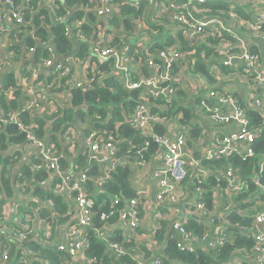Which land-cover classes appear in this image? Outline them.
I'll return each mask as SVG.
<instances>
[{
  "label": "built area",
  "instance_id": "built-area-1",
  "mask_svg": "<svg viewBox=\"0 0 264 264\" xmlns=\"http://www.w3.org/2000/svg\"><path fill=\"white\" fill-rule=\"evenodd\" d=\"M42 1L55 7L58 1L64 0ZM209 1L217 0H181V6L186 7L188 11L185 13L181 10L180 13H177L173 8L175 0H81L69 14L73 15L76 10H79L84 18L75 19L66 28V34L74 37L76 41L75 51L72 50L68 55L60 56L53 45L52 38L50 41H41L36 38L34 29L29 26L32 23L31 19H25L23 11L33 9L31 7L32 0H23L21 6L17 5L15 0H0L3 4L0 7V46L8 39L13 42V39H16L11 38L13 34L22 32L25 35L30 30L31 35H28L27 38L34 36L39 45L46 47L49 56L44 58L39 66L32 67L30 64H22V67L19 68L12 67L16 55L8 53L3 59V64H0L2 77L12 71L24 68L30 72L32 77L25 76L20 83L22 94L18 108L10 106L6 110L0 104V136L7 125L15 124L19 130L18 134L25 133L26 138V141L21 143L23 150L19 160L29 163L31 162L30 156L36 155L41 160L32 168L36 174L46 170L52 179L57 176L62 178L61 181L56 182L54 187L49 188L52 185L51 181L38 180L33 176L36 174L27 176L22 181L24 188L21 197L12 204L5 201L3 215L0 214V264H32L31 259L35 252L28 249L26 243L35 237L33 231L35 232L46 224V218H41L38 215L39 209L33 204L35 200L33 189L36 184L31 185V183L34 181L37 182V185L45 187L46 190H55L57 194L63 195L67 200L72 201L75 207V214L70 218V223L62 226L56 234L57 237L47 244L68 251L74 260L72 264H92L94 262L93 259L85 255L88 246L86 229L91 225L95 215L93 211L95 200L90 196L85 186L90 176L75 169L64 170L60 165L62 155L55 149V143L46 138L35 137L29 125L24 121V115L36 113L43 116L46 112L58 113L59 107L55 103L65 102L63 105L68 106L72 102V89H81L84 92L95 90L103 85V81L109 76L121 79L128 91H139V104L129 120L130 125L147 138L154 140L156 145L155 152L150 158H145L144 154L151 147L148 139L144 144L136 145L135 153L127 152L126 154V159L132 164L133 176L131 179L138 196L130 199L128 206L124 210H120V221L122 223L127 221L131 227L145 223V217L140 215L139 206L143 205L145 208L147 204L148 186L146 184L149 183L155 189L152 205L155 208L151 232L149 233L147 229L148 235H152L159 228V221L170 219V208H168V212H165L161 208L162 204L163 206H168L170 203L175 204L177 200L182 199V195H187L185 194L187 191L195 193L197 199L194 200L192 207L191 205L185 207L188 216L177 219L171 224L173 230L181 235L179 246L190 250L198 245L214 248L221 247L233 240V235L226 228H224L226 231L222 233L214 231V222H219L216 211H220L218 207L221 205V195L215 196L213 208L208 210L202 200L201 188L199 187L193 192L189 184L185 190L182 182L190 174L192 183L195 184L196 180L200 182L201 178L209 172V169H206L201 160L197 158V151L201 152V158L207 160L219 159L232 153L236 147L253 155V144L257 139V134L249 129L246 110L239 104L234 91L227 89L228 93H224L216 85L215 87H204L197 84L193 91L196 90L195 93L199 94L200 98L196 101L193 99L194 109L198 115L195 116L194 121L203 128L205 138L198 139L193 142L192 146H189L191 127L183 124L180 117L179 119H170L167 115H162L160 111L167 112L169 106L164 103L159 105L157 97L165 96L167 102H170V95L174 92L173 84L179 80V77L181 82L183 81L182 76H185L188 82L196 81V78L182 71V76L174 75L175 65L181 62L183 57L184 52L181 50L167 47L153 51L148 47V44H151L153 39L159 36L160 33L155 27L159 21L164 19L170 22L169 32L175 39L181 33L188 39L197 40L200 38L202 42L211 44L207 41L208 37L225 30L232 36L233 42L229 44L232 53L225 59L224 64L233 69L242 70L249 76L244 82L249 93L254 95V92L258 91L262 95H250L247 102L264 114V46L260 52L253 51L247 43H244L242 37L236 35L243 31L242 28L248 27L250 30L258 32L264 42V31L262 32L264 13L251 21L239 20L237 27L226 25V21L221 19V11L216 16L205 17L203 20L197 19L195 13L199 10L201 12L211 10L209 7L199 6ZM222 1L230 2L232 17L235 16L233 10L236 12L235 8L241 7L243 3L241 0ZM154 7H163V10L154 11ZM142 8L148 9V11H144L145 13L154 15L150 25L144 24L145 13H142ZM139 12L141 14H138ZM32 14L34 17L35 10H32ZM65 19L66 16L60 18L61 21H65ZM56 20L58 21V18ZM229 20L232 21V19ZM43 21L45 22L44 16ZM178 22L180 24H177ZM177 27L180 28L179 31L176 30ZM47 28H49L48 25ZM236 29L239 30L235 32ZM16 40L18 41V39ZM128 43L129 46H127ZM130 43L140 47L143 55L147 57V74L143 73V58L132 54L133 48ZM217 46L218 44L213 45V47ZM34 51V48L24 49L23 59L30 58L28 54L32 55ZM251 82L254 83L252 88H250ZM1 84L2 82H0V90ZM14 89H16L15 86H9L0 92L5 95L9 103H11V99H16L13 95ZM156 108H160V111H155ZM156 124L166 127L164 133L154 130ZM210 124L213 128H210ZM88 128H90V124L83 121L71 125L64 135L62 132L56 134V141L66 139L70 146L68 154L64 152L63 155L70 156V159L74 161L80 152L84 153L88 157L89 164L96 162L103 168L102 179H108L117 164L122 161V159L118 160L117 153L120 151L119 145L125 143L126 139L118 140L107 130L100 131L95 128L85 134L84 130ZM216 129L217 132L210 137V134ZM8 143L10 141L6 142V144ZM235 143L237 145L232 147ZM13 147L16 146L13 145ZM133 149L131 147L129 150ZM4 150L0 148V153H3ZM7 151L12 152V147ZM226 176L228 179L236 178L233 171H227ZM28 185H31V190L26 192ZM233 188H238V184H233ZM179 195L181 196L179 197ZM0 198H6L4 184L0 186ZM36 200L40 206H47L45 199L36 198ZM23 207H25V212L29 210L32 213L37 212V216L34 217L32 213H27L24 219L23 214L19 212ZM48 207L54 211L52 206ZM196 211L199 214L202 213L200 215L203 216L195 215L200 219V224L205 225L204 220L209 221L205 226L206 231L201 237L186 226L187 220L194 216L191 212ZM246 213L254 217L255 228L252 235L256 239V243L251 253L246 254L245 257L241 255L234 257L233 263L242 264V261L245 260L247 264H264V207L259 211L252 213L246 211ZM109 216H113V213L102 214V219ZM198 218L193 219L199 220ZM13 244L16 246L14 257L11 256ZM150 247L152 248L150 250L152 257L146 261L145 255H142L136 247L126 248L117 242L109 246L111 256L131 253L132 257L140 264H164L163 246L153 242Z\"/></svg>",
  "mask_w": 264,
  "mask_h": 264
},
{
  "label": "trees",
  "instance_id": "trees-1",
  "mask_svg": "<svg viewBox=\"0 0 264 264\" xmlns=\"http://www.w3.org/2000/svg\"><path fill=\"white\" fill-rule=\"evenodd\" d=\"M81 0H64L58 1L55 7L49 6L42 0H32V10H35L33 17L32 10L27 9L23 11L26 20L32 21L29 25L34 29L35 37L41 41H50L52 38L53 45L56 47L60 56L68 55L74 50L76 41L74 37L66 34L67 25L72 23L75 19H82V12L76 10L73 15L69 12L74 10ZM19 6L22 5L23 0H15ZM237 4V3H236ZM0 2V7H2ZM238 5V4H237ZM200 7H209L211 10L201 12L200 10L195 14L197 17H213L221 11V19L228 21L232 19L233 22L239 20H250L246 16L241 7L235 8V16L232 17V6L230 2L225 1H209L206 4L199 5ZM52 9V10H51ZM198 9V8H195ZM180 13L181 10H176ZM202 13V15H201ZM138 14H141L139 12ZM45 17V22L43 21ZM66 16L65 21L60 18ZM58 18V21L56 20ZM47 25L49 28H47ZM170 22L163 20L158 22L155 27L159 32H162L163 27L169 28ZM30 27H27L28 29ZM83 28V27H81ZM207 31V30H206ZM264 31V27L262 32ZM23 33L17 32L11 38L23 39ZM166 37V39H165ZM162 44H156L152 41L148 44L150 50L179 49L183 53L181 62L175 65V73L181 71L188 72L196 78V81H190L187 84L176 81L173 84L174 92L171 96V101L167 102V97H157L158 104H167L169 109L167 112L160 111L156 108L155 111H160L162 115H167L170 119H179L183 124L190 126L189 130V146L193 145L198 139H204L203 128L195 123L194 119L197 115L191 99L198 100L199 94L193 91V88L198 84L204 87H215L217 81L221 79V92L228 93L225 86L233 84H245V80L249 76L242 70H236L229 66L221 64L218 74L215 73V65L225 55L223 51L225 47L232 42V36L225 30L221 33L212 34L208 37L207 44L201 41L188 39L181 33L175 39L169 29L166 35H163ZM218 44L217 47L213 45ZM132 54L143 58V73H148L146 66V56L143 55L140 47L132 45ZM223 45V47L221 46ZM129 46V43L127 44ZM34 48L33 60L26 61L32 67L41 65L44 58H48V51L43 45H39L37 39L33 37L26 38L22 44L12 42L9 53L15 56V61L19 62L20 54L24 49ZM85 48V47H83ZM75 51V50H74ZM18 56V58H17ZM0 64H3L2 54L0 52ZM31 76L27 69H20L12 71L2 77L0 75L1 90L7 89L9 86H15L13 95L16 101L11 99V103L6 99L5 95L0 93V104L8 110L10 106L19 107L22 94V85H20L23 77ZM137 78V76H136ZM103 85L97 87L95 90L84 92L81 89H72V102L68 106L63 103L56 102L59 107V112L50 114L46 112L41 116L36 113H26L24 121L29 125L35 137L46 138L55 143L54 147L59 154L60 165L64 170H79L90 176L86 183V188L90 196L95 200L93 211L95 215L92 218L91 225L86 229V236L88 239V246L85 250V255L94 260L92 264H140L132 257L131 253H122L117 256H111L110 244L121 243L126 248H138L142 255H145L146 261L152 257L150 247L153 242H157L163 246L164 264H234V257L241 255L245 257L246 254L251 253L256 239L253 237V230L255 228L254 217L246 213L249 210L256 212L264 207V114L248 104V96H241L239 92L235 95L238 102L246 110L249 118V129L257 134V139L253 144V155L242 151L239 147L235 150L216 160H207L201 158V152L197 151L196 156L201 160L202 164L209 172L199 180L192 183V176L187 175L183 180V188L186 190L190 184L191 191L195 192L197 188H201L202 200L205 202L208 210H211L214 205V199L217 194L221 195V223L226 230L233 235L231 242L225 243L221 247L205 248L200 245L193 250L183 249L179 246V239L171 236L169 233V222L164 219L159 221V228L148 235L142 226L143 223L136 227H131L127 221L122 223L119 219L120 210H124L128 206L130 199L137 197V191L132 183L133 168L132 164L126 159V154L135 153L138 144H144L145 140H150L151 147L149 151H145V158H150L155 152V142L151 138L141 134L137 129L130 125V118L134 114L136 106L139 104V91L130 92L126 89L125 84L115 76L106 77ZM70 91V92H71ZM86 122L90 124V128L85 129L84 133H88L90 129H100L108 131L113 134L116 139L124 138L126 142L119 145L120 151L117 153L118 160L122 159L117 164L116 168L111 172L108 179H102L103 168L96 162H88V157L80 152L78 157L73 161L70 156L66 157L64 152L68 154V147L70 144L66 139L56 141V134L62 132L64 135L71 125L79 122ZM154 130L159 133H164L166 127L161 124H156ZM205 130V129H204ZM18 127L15 124L6 126L5 131L0 136V148L5 149L0 153V186L4 184L6 198H0V214L3 215V205L6 203H14L17 198L21 197L23 190L22 181L27 176L36 174L32 168L41 162L36 155H31V162L26 163L19 160L22 156L21 143L26 141L25 133L18 134ZM6 144V142H9ZM49 142V143H51ZM16 146L15 148L13 147ZM12 147V152L7 150ZM18 147V148H17ZM134 148L132 151L130 148ZM34 153V152H33ZM14 159V160H13ZM13 160V161H11ZM227 171H233L236 178L228 179ZM38 180H49L54 187L56 182L61 181L62 178L52 177L46 170L33 175ZM238 176V177H237ZM36 184L33 189V196L35 200L33 204L39 209V216L46 218V224L41 226L35 232L33 231L32 240L26 243L28 249L35 252L31 259L32 264H72L73 258L66 250H61L55 245H48L47 243L54 240L57 232L62 226L70 223V218L74 216V205L72 201L67 200L63 195H59L55 190H46L45 187ZM233 184H238V188L234 189ZM31 185L27 186L26 192L31 190ZM38 199H45L47 206H40ZM33 200V199H32ZM48 206H52V211ZM224 209H223V208ZM227 211H223V210ZM140 215L145 213L143 205L139 206ZM29 211L23 212V218H26ZM113 216L102 219V214H112ZM34 217L37 212H33ZM40 226V225H39ZM187 228L195 232L199 237L203 236L206 227L199 224L194 219L187 223ZM140 236V237H139ZM31 237V236H30ZM15 245H12L11 256H15ZM22 250V249H21ZM144 259V261H145ZM242 264H247L244 260Z\"/></svg>",
  "mask_w": 264,
  "mask_h": 264
},
{
  "label": "crops",
  "instance_id": "crops-1",
  "mask_svg": "<svg viewBox=\"0 0 264 264\" xmlns=\"http://www.w3.org/2000/svg\"><path fill=\"white\" fill-rule=\"evenodd\" d=\"M243 3H242V6H241V9L243 11V13L248 16L250 18V20H245V21H251L253 19H255L257 16L261 15L262 13H264V0H250V1H243L241 0ZM73 11V10H72ZM70 13V12H69ZM197 13V12H196ZM195 13V14H196ZM202 15V13H201ZM197 19L199 20H203L202 16L201 17H197ZM239 22L240 21H237V22H233L228 20L226 21V25H229V27H237L239 26ZM237 25V26H236ZM239 29H236L235 32H237ZM242 32L240 34H237V36H240L242 37L244 43H247L249 46H250V49L253 50V51H256V52H260L264 46V42L263 40L261 39V36L258 32L256 31H253V30H250L248 27H244L242 28ZM28 35H31V31L29 30L27 34L23 35V39H18V41L16 39H13V42L15 43V40L16 42H18L19 44H21L27 37ZM10 39H8L3 45L0 46V52L2 53V57L3 59H5L6 55L9 53V50H10V45L12 44V41H10ZM8 42H9V45H8ZM7 45H8V48H7ZM223 47V45H221ZM227 47L228 45L225 47L224 49V53L227 54ZM6 52V53H5ZM28 57L30 58H25L23 59V56H22V53L20 54V59H19V62L18 61H15L14 64L12 63V67H17L19 68L20 66L22 67V64L23 65H27L25 62L32 59L33 60V54H28ZM224 58L226 59L227 58V55H225L222 59H221V63L222 61L224 60ZM24 67V66H23ZM183 72V71H182ZM182 72L179 73V76H182ZM32 77V76H31ZM180 78V77H179ZM183 80L186 78L185 76H182ZM187 80V79H186ZM185 84L188 85V81H185L184 82ZM221 86H223V84H218V87L221 89ZM233 88H235L237 90V92L240 93L241 96L245 97V96H248L249 94V91H248V87L246 84H243L241 85L240 83L239 84H233ZM21 100V99H20ZM210 128H213L212 124H210ZM217 132V129L215 131H213L211 134H210V137H212L215 133ZM148 186V200H147V204L145 206V213L142 214L143 217H145V223L143 224L142 228L147 231L148 229V232L150 233V229H151V224H152V221L154 219L153 217V210L155 208V206H152L153 203H154V196H155V189L153 187H151V185L149 183L146 184ZM187 195H182V199H179L175 202V204H169L168 206H161V208H163V210L165 212H168V208H170V211L171 213L169 214V217L170 219H166L168 222H169V225H170V235L180 239L181 235L174 231L171 224L173 223V221L177 220V219H180V218H183L185 216H188L187 215V212L185 211V207H188V205H191V207L194 205V200L197 199V196L195 193H191V192H187L186 193ZM181 195H179L180 197ZM218 209L220 210L219 212L216 211V214H217V220L219 222H221V205L218 207ZM249 213H252L253 211L249 210L248 211ZM183 213V216H181ZM192 214H194V216H192V219L193 218H198L196 217L195 215H198L199 217H203L202 213L199 214V212H191ZM199 219V218H198ZM191 219H188L187 220V223L190 221ZM195 221H197L199 224H200V219L197 220V219H194ZM205 221V226L207 225V223L209 222L208 220H204ZM219 222H214V226H215V230L214 231H217L218 233H222L223 231H226L224 228L225 226L222 224V223H219Z\"/></svg>",
  "mask_w": 264,
  "mask_h": 264
},
{
  "label": "rangeland",
  "instance_id": "rangeland-1",
  "mask_svg": "<svg viewBox=\"0 0 264 264\" xmlns=\"http://www.w3.org/2000/svg\"><path fill=\"white\" fill-rule=\"evenodd\" d=\"M180 2H181V0H175V5H174V9L175 10H183V12H187L188 11V9L186 8V7H182L181 6V4H180ZM154 9V11H158V12H160V11H162L163 10V7H154L153 8ZM141 11H142V13L144 12V11H148V9L147 10H145V8H142L141 9ZM145 13V12H144ZM153 17H154V15L153 14H149V13H145V15H144V24L145 25H150L151 23H152V21H153ZM167 21V19H164L163 20V22H166ZM177 24H180V22H178ZM177 31H179L180 30V28H178L177 27V29H176ZM165 39H166V37H165ZM221 68V64H217L216 66H215V73H217V75H219L218 74V70ZM221 81V79H219L218 81H217V83L218 82H220ZM254 86V83L253 82H251L250 83V88H252ZM194 92H196V90L194 91ZM262 95V93L261 92H258V91H256V92H254V96H257V95ZM27 200V199H26ZM25 211V207H23V208H21V210L19 211V212H21L22 214H23V212Z\"/></svg>",
  "mask_w": 264,
  "mask_h": 264
},
{
  "label": "clouds",
  "instance_id": "clouds-1",
  "mask_svg": "<svg viewBox=\"0 0 264 264\" xmlns=\"http://www.w3.org/2000/svg\"><path fill=\"white\" fill-rule=\"evenodd\" d=\"M168 27H163V29H162V32H159L160 34H159V36H157V37H155L154 39H153V41L157 44H162L163 43V41L164 40H161L160 38L163 36V35H166L167 34V31H168ZM233 42V41H232ZM231 53H232V50L230 49V46H228L227 47V58H228V56L229 55H231ZM224 61H225V58H224V60L222 61V63H221V60L219 61V62H217L216 63V65L217 64H223V65H225L224 64ZM215 65V66H216ZM226 66H229V65H226ZM230 68H232L231 66H229ZM175 70H176V68H175ZM186 74H188L189 75V73L188 72H186ZM174 75H179V74H176L175 73V71H174ZM121 80V79H120ZM122 81V80H121ZM178 81H180V78H179V80ZM185 81H188V80H186V78L182 81V82H185ZM176 82V81H175ZM174 82V83H175ZM181 82V81H180ZM218 84H221V81L220 82H218V83H216V86L218 87ZM188 86V85H187ZM227 89H229V90H231V91H234V93L236 94L237 93V90L235 89V88H232L231 86H225V90H227Z\"/></svg>",
  "mask_w": 264,
  "mask_h": 264
},
{
  "label": "water",
  "instance_id": "water-1",
  "mask_svg": "<svg viewBox=\"0 0 264 264\" xmlns=\"http://www.w3.org/2000/svg\"><path fill=\"white\" fill-rule=\"evenodd\" d=\"M190 102H193V99H191ZM236 145H237V144L235 143V144H233L232 147H235Z\"/></svg>",
  "mask_w": 264,
  "mask_h": 264
}]
</instances>
